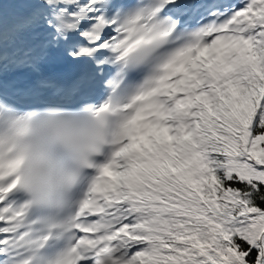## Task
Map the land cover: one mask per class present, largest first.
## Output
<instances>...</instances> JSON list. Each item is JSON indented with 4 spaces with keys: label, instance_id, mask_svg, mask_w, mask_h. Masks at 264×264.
<instances>
[{
    "label": "snow or ice",
    "instance_id": "obj_1",
    "mask_svg": "<svg viewBox=\"0 0 264 264\" xmlns=\"http://www.w3.org/2000/svg\"><path fill=\"white\" fill-rule=\"evenodd\" d=\"M0 264H264V0H0Z\"/></svg>",
    "mask_w": 264,
    "mask_h": 264
}]
</instances>
